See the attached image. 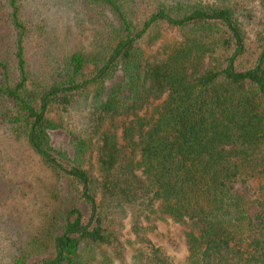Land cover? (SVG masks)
Listing matches in <instances>:
<instances>
[{
	"label": "trees",
	"instance_id": "16d2710c",
	"mask_svg": "<svg viewBox=\"0 0 264 264\" xmlns=\"http://www.w3.org/2000/svg\"><path fill=\"white\" fill-rule=\"evenodd\" d=\"M53 1L94 37L55 71L0 0V259L119 264L128 220L133 264H264V0Z\"/></svg>",
	"mask_w": 264,
	"mask_h": 264
},
{
	"label": "rangeland",
	"instance_id": "374dc122",
	"mask_svg": "<svg viewBox=\"0 0 264 264\" xmlns=\"http://www.w3.org/2000/svg\"><path fill=\"white\" fill-rule=\"evenodd\" d=\"M63 2V1H62ZM56 3L53 0H28V7L33 8L35 6H41L39 12H30V16L27 18L30 20L27 34V53L29 56H33L35 65H39L44 61H50V70H56L58 65L69 55L77 52H90L94 47V37L92 32L79 33L77 29V18L75 13L69 12L64 4ZM72 16L71 20H66L67 16ZM2 14V13H1ZM33 14V15H32ZM3 20L0 21V29L2 30V36L6 38V33L10 28L7 26L8 22L6 16L1 15ZM57 28V34L53 30ZM76 30V31H74ZM14 33V31H13ZM47 53V56H46ZM9 157L13 160L11 164L7 163V166H13L16 172H31L34 171L35 175L44 174L38 166L39 160L31 153L23 154V151L15 150L11 151ZM8 158V157H7ZM28 168V169H27ZM130 223L125 221L118 229L119 238L125 245V257L120 259L119 264L123 261L124 264H133L132 255L133 247L127 244L128 240H133L130 232ZM180 228L171 224L170 222H159L157 231L153 235L151 233L149 237H153L173 258L184 261L187 255V248L184 241L179 238ZM131 233V232H130ZM0 264H6L5 260L0 259Z\"/></svg>",
	"mask_w": 264,
	"mask_h": 264
}]
</instances>
